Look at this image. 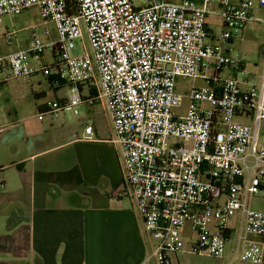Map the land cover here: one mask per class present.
<instances>
[{"label": "built area", "instance_id": "2783aa9c", "mask_svg": "<svg viewBox=\"0 0 264 264\" xmlns=\"http://www.w3.org/2000/svg\"><path fill=\"white\" fill-rule=\"evenodd\" d=\"M254 5L264 9V0H0V23L5 15L37 7L58 34L47 43L33 27L27 48L0 53V71L9 66L22 80L50 74L47 65L30 60L58 43V75L68 94L46 105L77 114L81 86L95 89L121 146L124 185L118 195L133 199L143 232L157 241L158 264H169L170 255L183 249L187 221L196 234L188 236L192 251L220 259L235 232L237 260H264V210L247 202L264 191V81L257 87L237 78L245 56L231 44ZM214 12L219 33H209L205 24ZM83 26L88 47L83 42L74 54ZM224 69L237 74L223 76ZM178 77L203 83L179 92ZM83 131L84 139H93L91 123ZM237 215L234 230L230 219Z\"/></svg>", "mask_w": 264, "mask_h": 264}, {"label": "crops", "instance_id": "0c3cea01", "mask_svg": "<svg viewBox=\"0 0 264 264\" xmlns=\"http://www.w3.org/2000/svg\"><path fill=\"white\" fill-rule=\"evenodd\" d=\"M212 8L218 10V5H212ZM4 17L12 24V15H5L0 25ZM257 18L264 19V9L254 5L250 18L238 28L231 42L245 56L244 69L247 57H251L252 52H257L264 59V21H258ZM205 24L209 33H219L222 29L220 17L215 12L207 15ZM217 24L219 28H216ZM36 29L35 25L34 31L37 33ZM54 30L58 38L55 25ZM31 31L30 39L23 45L16 37L18 30H9L5 24L1 37L5 43L0 45V53L4 55L27 48L32 37ZM258 31L263 32L262 41L257 40ZM43 35L41 39L44 42L57 40L52 37V30L45 29ZM33 60L30 62L35 66L52 63L44 62L41 56ZM232 73L224 69L221 75ZM12 79L17 78L10 74L9 66L4 67L0 71V84ZM24 81L28 82L31 95L36 93L46 96L47 91H50L54 98L48 101L67 97L68 84L62 87H56V83L49 84L41 72ZM87 91L88 84L81 86L82 96L87 95ZM84 102L91 105L100 103L98 100L94 103L86 100L81 104ZM46 103H37V111L38 106L44 111L43 114L37 112V115L45 116L46 121L41 120L39 125H32L30 137L19 136L5 149L0 143V264H141L145 261L158 264L153 255L157 241L143 232L142 217L133 199L126 193L118 195L124 185L123 157L117 151L97 158L99 163L105 164V158L109 166L116 167L120 177L115 183L108 180L101 167L98 176L94 171L87 172L77 131L68 126L71 111L55 110L47 107ZM80 105L78 113L72 115L82 114ZM8 116V123L19 122L13 107ZM62 118L65 119L64 124L61 123ZM83 123H91L95 132L93 122L85 119ZM40 126L45 127L44 134H39L37 129ZM111 134L112 140L113 130ZM105 140L102 136L91 139L97 146V154H101L98 145ZM86 185H93L95 193L88 194ZM107 188L111 192H105ZM260 206L264 208V201ZM14 207H19L21 211L10 221L13 225L9 226V216ZM239 218L237 215L230 219L234 230L239 228ZM188 245L171 254L169 264H187L183 258L186 254L214 258L207 253H196ZM262 248L264 251V244ZM232 260H237L233 251L226 264ZM260 264H264V260Z\"/></svg>", "mask_w": 264, "mask_h": 264}, {"label": "rangeland", "instance_id": "374dc122", "mask_svg": "<svg viewBox=\"0 0 264 264\" xmlns=\"http://www.w3.org/2000/svg\"><path fill=\"white\" fill-rule=\"evenodd\" d=\"M3 23L0 25V45L5 43V40L2 37L4 26L7 24L9 30L13 28L18 30L17 32V39L21 40V43L24 45L27 40L30 39V31L33 29L32 26L37 27L36 31L39 34V37H44L43 31L45 29L52 30V37L57 38V35L54 30L53 23H43L41 17L39 16L37 7H32L29 9H25L18 13L17 15H12V24L7 20V17H4ZM218 22V21H217ZM216 28H219L218 24ZM257 40L262 41L263 39V32L258 31L256 33ZM85 42L88 47L87 41V33L86 29L83 26V37L75 40V47L72 53L77 54L81 52V45ZM237 49V48H236ZM250 54V52L248 51ZM41 60L44 62H51V50L46 49L45 52L40 55ZM250 60V61H249ZM33 61H36L35 59ZM264 59L258 56V53L252 52L251 57H247L246 61V68L244 69L243 73H238V79H244L248 84V86L255 85L260 86L264 81ZM43 78V76H41ZM198 85L202 84L201 79L192 80L188 77H178L176 80L175 90L179 92H184L187 90L189 85ZM26 92L27 94H24ZM54 95L52 92L47 91V95L44 98L36 99L34 98L30 91L29 85L27 81L22 79H12L7 83L0 84V143H2V149H5L6 145H9L19 136H28L30 137V129L32 125H39V121L43 120L46 121L45 116H41L44 119H41L37 115V103L41 101H48L53 100ZM186 105L185 100L182 102V105L179 108V111H183ZM12 107L16 111V116L18 119V123L12 124L8 123L10 116L8 113L11 111ZM79 109L81 110L82 114L75 116L72 115V112L68 115V126L75 129L78 134V139L81 141V152L84 156L85 163L84 168L87 172L94 171V174L97 175L99 173L100 167L104 169L106 176L108 177L109 181L117 182L119 181L120 175L116 171V167L112 168L109 166L108 160L99 163L98 156L102 155L103 157L106 154H114L119 153L120 157L122 156L121 153V146L119 143H114V135L112 136L111 140V121L108 116L107 111L104 108L103 103H97L91 105L88 102H84L80 105ZM13 113V112H11ZM37 116V118H36ZM47 116V115H46ZM84 118V119H83ZM40 119V120H39ZM85 119H89L93 122L95 126V132L93 134L94 138L97 136H102L106 138L105 141H102L100 145H98V149L100 150L101 154H97V146L91 140L84 139V126L86 123H83ZM239 119V117H238ZM65 119L62 118L61 123L64 122ZM239 120L250 123L251 121L248 118H240ZM264 122H262L260 132H263ZM37 130H39V134H44L45 127L40 126ZM46 131V130H45ZM168 140H171L169 138ZM98 176V175H97ZM121 182V178H120ZM88 194L92 195L95 193V187L93 185H86L85 186ZM106 188V187H105ZM111 192L108 188L105 189V192ZM102 192V191H101ZM104 193V191L102 192ZM264 201V191L260 192L255 195H248L247 202L250 204L251 208L254 209H262L260 208L261 202ZM238 229V228H237ZM182 235L184 240V246H189V235H193V239L195 238V232H192L189 226V222H185L182 228ZM236 242V235L233 232L230 235V238L225 243L224 254L223 257L220 259L210 258L207 256H199L194 254H186L184 258V262L187 264H226L229 259L231 258V254ZM229 264H249L247 262H242L239 260H232Z\"/></svg>", "mask_w": 264, "mask_h": 264}, {"label": "trees", "instance_id": "16d2710c", "mask_svg": "<svg viewBox=\"0 0 264 264\" xmlns=\"http://www.w3.org/2000/svg\"><path fill=\"white\" fill-rule=\"evenodd\" d=\"M50 50H51V56H52V63L50 65H47V66L51 69V73L45 75L46 80L49 84L56 83V87H62L64 84H67V82L64 79L60 78L58 75L62 69L61 53L59 50L58 43H55L54 45H52ZM95 95H96L95 89L91 85H88L87 95L82 96L83 101L88 100V101H91L92 103H94L96 100ZM32 96L36 99L45 97L44 94L39 95L36 93H34ZM38 110H39L38 111L39 114H43L44 111H42L40 106H38ZM20 211H21V209L19 207H14L11 215L9 216V226L13 225V223H10V221H13L16 214L19 213ZM25 218H27V217H25Z\"/></svg>", "mask_w": 264, "mask_h": 264}]
</instances>
